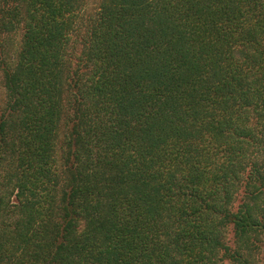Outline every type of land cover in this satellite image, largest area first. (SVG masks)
Wrapping results in <instances>:
<instances>
[{
    "label": "trees",
    "instance_id": "trees-1",
    "mask_svg": "<svg viewBox=\"0 0 264 264\" xmlns=\"http://www.w3.org/2000/svg\"><path fill=\"white\" fill-rule=\"evenodd\" d=\"M0 73V264H264V0H0Z\"/></svg>",
    "mask_w": 264,
    "mask_h": 264
},
{
    "label": "rangeland",
    "instance_id": "rangeland-1",
    "mask_svg": "<svg viewBox=\"0 0 264 264\" xmlns=\"http://www.w3.org/2000/svg\"><path fill=\"white\" fill-rule=\"evenodd\" d=\"M4 97H5V92H4V88L2 86V75L0 73V109L3 106ZM229 238H230V240H232V233L231 232L229 234ZM226 264H229V263H226Z\"/></svg>",
    "mask_w": 264,
    "mask_h": 264
}]
</instances>
